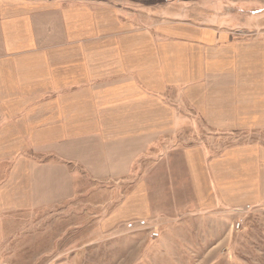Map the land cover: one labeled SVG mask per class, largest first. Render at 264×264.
Returning a JSON list of instances; mask_svg holds the SVG:
<instances>
[{"label": "rangeland", "instance_id": "obj_1", "mask_svg": "<svg viewBox=\"0 0 264 264\" xmlns=\"http://www.w3.org/2000/svg\"><path fill=\"white\" fill-rule=\"evenodd\" d=\"M226 1L0 0L2 22L15 16L19 23L17 19L13 22L19 28L27 25L23 24L25 20L30 23L27 26L34 30L38 44L34 56L63 59V62L66 57L80 58V55H84L87 62L94 59L93 42L112 39L114 27L113 24H110V30L107 27L108 13L115 18L127 16L141 26L140 32H134L130 37L146 38L149 47L147 53L139 51L134 39L123 46L131 49L130 60L144 57L133 70L146 64L145 59L149 57L150 72L163 73L166 88L145 92L153 99L152 106L147 112L135 108L132 125L110 122L128 112L122 103L115 102L126 92L113 79L105 78L101 85L96 84L97 75L91 69L86 70L87 85L78 88V94L51 99L64 111L66 118L76 124L71 130L73 143L61 142L70 139V130L57 131L60 157H55L75 171L76 185L72 194H68L69 198L56 206L17 213L0 223L3 234L0 264H264V202L238 209L199 211L190 208L192 196L186 180V165L180 157L182 148L194 146L198 141H208V148L214 152L232 141L264 143V134L249 132L229 136L212 133L204 120L191 116L194 113L190 101L193 91L175 85L177 80L193 75L188 42L180 37L191 22L209 25L210 16L217 13L216 6ZM232 1L244 3L238 18L245 23L241 33L233 39L243 45L262 47L264 87V0ZM56 5L57 9L78 8L90 12L83 15L86 21H92V13L99 14L104 23L100 27L87 24V29L74 30L70 34L62 18L49 13ZM211 18H218V15ZM116 34L119 38L118 30ZM153 36H156V42L151 41ZM26 58L28 56L23 59ZM154 77L158 79V76ZM55 78L65 84L69 76L63 72ZM211 83L212 87L216 86L210 89L213 102L219 96L225 99V95L217 96L215 89L220 85L217 80ZM97 86V89L106 90L105 94H96ZM83 89L89 92H83ZM129 94L139 100L136 92ZM194 95L198 97L199 91ZM87 114L90 125L83 121ZM179 114L187 116L185 125L179 127L186 128L180 132L178 127L176 130L175 118ZM150 116L154 120L153 131L158 132L153 138L148 134L151 124L146 123ZM193 129H197L196 133ZM226 135L233 136V140ZM112 137L115 138L112 141L118 142L111 148V151L114 148L118 151L115 156H134L130 170L123 174L92 172L94 168L85 166V162L94 163V159H99V140ZM102 152L106 156L108 151ZM45 157L40 160L44 161ZM124 202L128 204V212L134 210V204L142 206L139 209L148 221L126 226L130 219H124L112 224L110 215L114 211L117 213ZM155 232L158 233L156 237L153 236Z\"/></svg>", "mask_w": 264, "mask_h": 264}, {"label": "crops", "instance_id": "obj_2", "mask_svg": "<svg viewBox=\"0 0 264 264\" xmlns=\"http://www.w3.org/2000/svg\"><path fill=\"white\" fill-rule=\"evenodd\" d=\"M243 4L232 0L220 2L216 6L217 13L212 14L218 15V18L210 16V26L189 23L191 25L185 29L186 33H183L180 40L188 42L190 71L193 75L188 79L177 80L175 84L179 88L193 91L190 98L194 110L192 117L204 120L212 133L229 136L249 132L264 134L263 66L260 54L263 49L260 45H243V42H235L233 39L245 25L238 18ZM57 7H51L49 13L55 18H62L70 34L74 30L87 29V24L100 27L104 23L99 14L92 13V21H86L83 15L90 13L88 11L78 8L62 10ZM110 13L107 27L110 30V24H113L112 39L94 41V59L88 62L84 55H80V58L66 57L64 62L63 59L55 60L52 57L37 58L34 55L38 44L34 30L27 26L30 24L28 20L23 22L27 24L23 28L14 24V19L19 23L15 16H11L10 21L0 20V223L17 213H30L56 206L69 198L68 194H72L76 174L69 164L57 161L60 157L57 131L70 130V139L61 142L73 143L71 130L76 124L67 119L64 111L51 99L78 94L77 89L87 85L86 70L91 69L97 75L96 84L101 85L105 78L113 79L126 92L115 101L122 103L123 108L128 110L110 121L117 125L134 124L135 108H143L146 112L151 108L153 99L146 96V91L166 89L163 86V73L150 72L149 57L145 59L146 64H140L134 71L136 63L144 57L130 60L131 49L123 47L134 39L138 42L136 45L139 51L148 52L146 38L137 40L140 38L137 35L135 38L130 37V34L140 32L141 26L127 16L115 18ZM116 30L120 32L119 38ZM155 37L151 41L156 42ZM26 56L28 58L23 59ZM63 72L69 76L65 84L55 78ZM154 76H158V79ZM214 80L220 84L215 89L218 90L217 96L225 95V99L229 100L219 96L213 102L210 89L216 87H212L211 82ZM98 87L95 88L96 94H105L106 90ZM206 89H209L207 94ZM198 91L200 95L196 97L194 92ZM130 92H136L139 100ZM103 102L101 99V105ZM157 103L162 106L159 99ZM175 118L178 125L176 130L187 121L184 114ZM83 121L90 125L88 114ZM161 122L166 121L161 119ZM146 123L151 124L148 131L150 137L158 135V132L153 131L154 120L151 116ZM185 128H179L178 131H184ZM193 131L196 133L197 129ZM113 136L116 137V134ZM229 136V140H233L234 137ZM112 140L115 138L106 141L100 139L99 159H94V163L85 162V166L94 168L92 172L123 174L130 170L134 156H115L118 151L116 148L111 151V148L118 142ZM194 143L196 145L180 151L192 196L190 208L199 211L238 209L264 202V143L256 140H248L246 143L232 141L230 145L215 152L208 148V141ZM101 149L108 151L106 156ZM43 157L45 160L41 161ZM127 206V202H124L117 213L114 211L110 215L109 221L113 224L130 219L126 226L148 221L143 216L145 213L139 209L142 206L134 204V210L129 212ZM135 217L139 218L131 220ZM2 236L1 232L0 239Z\"/></svg>", "mask_w": 264, "mask_h": 264}, {"label": "built area", "instance_id": "obj_3", "mask_svg": "<svg viewBox=\"0 0 264 264\" xmlns=\"http://www.w3.org/2000/svg\"><path fill=\"white\" fill-rule=\"evenodd\" d=\"M237 226H238V227H237L238 229L241 227V225H240L239 223L237 224ZM157 235H158V233L155 232L153 236L156 237Z\"/></svg>", "mask_w": 264, "mask_h": 264}]
</instances>
